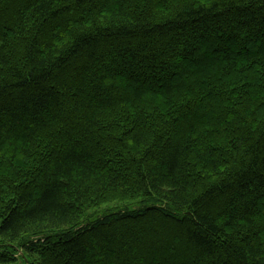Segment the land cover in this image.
<instances>
[{"label":"trees","instance_id":"16d2710c","mask_svg":"<svg viewBox=\"0 0 264 264\" xmlns=\"http://www.w3.org/2000/svg\"><path fill=\"white\" fill-rule=\"evenodd\" d=\"M0 264H264V0H0Z\"/></svg>","mask_w":264,"mask_h":264}]
</instances>
